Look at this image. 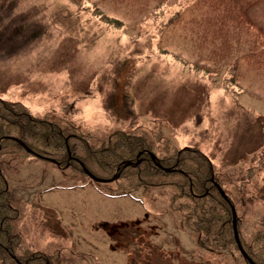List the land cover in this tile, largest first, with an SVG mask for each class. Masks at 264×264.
Here are the masks:
<instances>
[{
    "label": "rangeland",
    "instance_id": "obj_1",
    "mask_svg": "<svg viewBox=\"0 0 264 264\" xmlns=\"http://www.w3.org/2000/svg\"><path fill=\"white\" fill-rule=\"evenodd\" d=\"M92 1L129 35L153 5ZM246 18L264 38V0ZM186 32L132 42L67 0H0V98L96 147L123 130L158 136L162 155L199 150L244 229L264 233V62L209 82L169 56L197 61ZM0 169L18 211L13 232L57 264H239L200 246L170 207L169 187L121 194L25 152L2 155Z\"/></svg>",
    "mask_w": 264,
    "mask_h": 264
},
{
    "label": "trees",
    "instance_id": "obj_2",
    "mask_svg": "<svg viewBox=\"0 0 264 264\" xmlns=\"http://www.w3.org/2000/svg\"><path fill=\"white\" fill-rule=\"evenodd\" d=\"M67 1L100 24L126 34L132 42L147 36L160 37L175 28L184 33L187 29L184 35L192 43L197 61L189 63L178 56H169L199 78L208 77L209 82L212 76L219 77L225 71L226 76L233 79L243 61L255 60L259 66L264 62L262 33L246 18L247 10L259 0H146L153 5L133 35L127 33L123 22L104 14L94 1ZM116 1L127 3L128 0ZM161 53L168 55L166 51ZM199 120L196 115V121ZM157 139L158 136L152 140L145 134L117 130L96 147L86 135L65 133L54 121L31 115L21 103L0 98V158L25 152L19 141L31 151L30 155L54 161L62 168L68 165L84 177L80 163L98 178L117 176L113 183L121 194L141 186L169 187L170 207L179 214L183 224L198 235L202 248L230 255L239 264H250L235 242L233 203L219 184L209 158L191 147L159 154ZM10 200L0 169V264H57L54 256L22 247L19 234L12 230L18 211ZM236 230L240 245L252 264H264V233L245 230L237 216Z\"/></svg>",
    "mask_w": 264,
    "mask_h": 264
},
{
    "label": "water",
    "instance_id": "obj_3",
    "mask_svg": "<svg viewBox=\"0 0 264 264\" xmlns=\"http://www.w3.org/2000/svg\"><path fill=\"white\" fill-rule=\"evenodd\" d=\"M15 141H17V140H15ZM17 142L20 144V146H21V147H22L27 153H31V151H30L27 147H25V146L23 145V143H21V142H19V141H17ZM138 157H139V155L137 156V158H138ZM151 158L155 161V157H154L153 155H152ZM51 162H52V161H51ZM156 165H157L158 167H160L157 163H156ZM57 166L59 167L58 164H57ZM80 166H81L82 171L84 172V174H85L86 176H88L91 180H93V181H95V182H98V183H110V182H113V181L117 178V176H114V177H112V178L109 179V180L98 179V178L94 177L91 173H89V171L83 166V164L80 163ZM164 171H167V170H164ZM215 186H216L217 190L219 191L220 195H221L224 199H226L225 194H224L223 191L219 188V186H218L217 184H215ZM231 212H232V227H233V234H234L235 242H236V244H237V246H238V250L240 251L242 257H243L245 260H247L250 264H252L251 260L247 257V255L245 254V252L243 251V249H242V247H241V245H240V242H239V239H238V235H237V230H236V213H235V210H234L233 207H231Z\"/></svg>",
    "mask_w": 264,
    "mask_h": 264
}]
</instances>
